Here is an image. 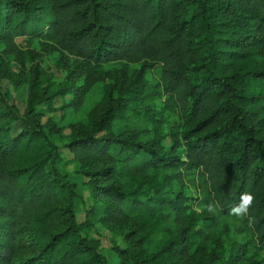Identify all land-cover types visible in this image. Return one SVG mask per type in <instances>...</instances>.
<instances>
[{"label": "trees", "instance_id": "obj_1", "mask_svg": "<svg viewBox=\"0 0 264 264\" xmlns=\"http://www.w3.org/2000/svg\"><path fill=\"white\" fill-rule=\"evenodd\" d=\"M16 36L52 42L80 64L57 90L35 65L13 79L27 83L23 112L0 89V264H108L84 232L97 222L123 236L117 264H213L210 223L196 209L210 203L264 250V0H0V40ZM139 60L158 66L178 130L158 134L137 72L108 89L97 115L91 107L59 132L49 112L79 111L93 68ZM59 136L88 178L82 222ZM187 181L200 194H187ZM243 193L254 201L240 219L230 209ZM236 256L224 264H254Z\"/></svg>", "mask_w": 264, "mask_h": 264}, {"label": "rangeland", "instance_id": "obj_2", "mask_svg": "<svg viewBox=\"0 0 264 264\" xmlns=\"http://www.w3.org/2000/svg\"><path fill=\"white\" fill-rule=\"evenodd\" d=\"M79 64V56L43 39L16 36L11 40H0V89L10 91L11 101L15 103L20 112H23L27 99V83L23 82L18 88H15L13 79L19 78L20 81L22 77L28 76L30 68L35 65L44 72L42 75L45 78L44 83L50 82L49 86L53 90H57L58 83L65 78L67 72ZM137 72L142 74V90L150 95L149 103L155 106V116L161 120L154 121L161 124L158 125V134L161 135L162 132L166 135L174 129L178 130L182 123L178 112L171 111L168 113L164 109L165 94L162 91L158 66L146 65L142 60H139L131 64L104 63L102 67L93 68L92 77L98 78V81L94 82L90 88L79 111L65 112L59 109L49 112L54 116V121L60 129L59 132L68 134L72 127L76 126L77 121L86 119V113L91 107L94 108V114L97 115L105 96L108 94V89L115 90L114 86L121 78L133 79ZM68 97V94L55 97L54 105H60L61 101ZM137 106L139 107L138 104ZM161 113H165L166 116ZM143 125L151 129V134L157 131L152 122L143 123ZM20 127L21 125L15 126V129ZM58 138L56 141L64 154V161L60 168L78 182L81 198L77 204L75 218L77 222H82L91 203L89 187L86 183L88 178L78 171V164L73 160L72 153L62 146V137L59 136ZM169 139L166 137L163 142L168 144ZM185 190L189 195L200 194L199 189L190 181L185 182ZM196 209L200 214L207 216L210 223L207 229L213 234V241L211 242L213 253L209 254L215 259L213 264H224L227 260L232 259L234 252L237 254V258L246 259V261L254 264H264V250L253 245L251 233L241 220L222 217L216 211L209 212L207 206L196 207ZM84 232L98 240L99 249L105 255L108 264H117L116 245H125L122 234L101 222L85 228Z\"/></svg>", "mask_w": 264, "mask_h": 264}, {"label": "clouds", "instance_id": "obj_3", "mask_svg": "<svg viewBox=\"0 0 264 264\" xmlns=\"http://www.w3.org/2000/svg\"><path fill=\"white\" fill-rule=\"evenodd\" d=\"M253 201H254V196L251 193H243L240 196L239 203L230 209V214L240 219L247 217L249 213V209L253 204ZM207 210L209 212H215L216 205L212 203L208 204Z\"/></svg>", "mask_w": 264, "mask_h": 264}]
</instances>
